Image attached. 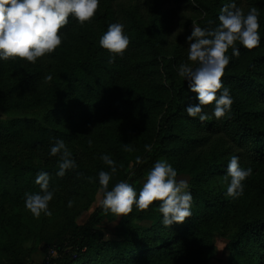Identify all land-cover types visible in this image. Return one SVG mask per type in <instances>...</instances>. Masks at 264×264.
I'll return each instance as SVG.
<instances>
[{
    "label": "rangeland",
    "instance_id": "374dc122",
    "mask_svg": "<svg viewBox=\"0 0 264 264\" xmlns=\"http://www.w3.org/2000/svg\"><path fill=\"white\" fill-rule=\"evenodd\" d=\"M171 2L173 6L163 7L160 15H157L161 27L153 39L128 48L122 56L115 55L112 62H109V58L113 54L106 49L101 52L108 70L103 76L110 84L108 83L107 88L103 83L97 85L98 89L104 88L106 95L103 96L104 101L96 103V109L91 112L86 111L83 100L86 98L90 104L94 100L99 101L95 94L82 88L76 89L73 95L68 87L62 89L60 84L67 68L76 65L84 55L90 36L100 46V22L95 17L83 24L76 20L74 26L61 30L64 33L61 45L54 52L37 58L35 63L19 57L0 60V264H54L59 258L51 250L55 244H61L65 253H72L82 230L102 206L103 191L98 173L100 170L110 171V166L101 160V155L108 154L116 162L117 171L112 174L108 185L110 190L119 181L128 182V177L137 167L136 158H142L150 151L163 111L150 104L131 113L113 114L109 111V106L114 94L132 96V92L129 93L132 86H136L144 94H157L156 88L160 84L163 83L167 88L172 81L179 83L185 80L178 74V66L173 68L176 73L170 77L168 71L163 69L162 55L167 60H173L181 53L180 64L196 66V62L188 59L189 42L186 38L191 34L193 25L203 28L207 8L214 2ZM230 2L231 0H220L218 12ZM252 3L253 0L245 1L241 9L247 13ZM204 5L207 8H203ZM146 7L141 6L139 13L154 17ZM175 8L177 29L168 27L167 20L164 19L166 12ZM145 28L148 29V25ZM259 49L264 52V47L260 46ZM251 54L254 51L247 55L250 57ZM117 59L124 64L125 70L115 69L118 66L115 67L113 62ZM239 59V66L243 68L246 57ZM49 75L51 80L46 79ZM95 79L97 77L93 78ZM56 91V103L60 100L68 105L73 101L80 103L79 114L75 119L61 113L48 117L56 104L51 101L48 104L42 103L51 94H57ZM192 102L193 99H190L188 104H193ZM246 102L249 108L259 109L252 100ZM12 120L37 121L39 125L31 122L22 124L19 132L27 136L42 129H48L49 132L45 134L41 145L29 149L20 141L17 145L9 139L12 136L6 135ZM56 139L64 140L77 165L76 168L67 169L63 177L57 175L60 155L49 154ZM124 144H129L132 150L126 151ZM201 153L203 152L193 150L188 157L164 155L161 158L177 170V180L184 179L188 182L193 197L190 217L182 223L164 226L162 214L158 211L160 201H154L146 209L133 205L130 213L121 216L109 210L103 221L94 228L93 244L85 251L83 258L86 261L83 264H250V248L257 249L264 256V241L259 244L253 239L250 247L239 252L238 249H231L233 245L230 240L231 233L243 222L264 215V166H258V170L252 171V175L242 182V195L229 197L226 191L231 178H225L227 169H215L214 172L206 170L199 177H196L195 171L192 172ZM208 157L205 155L203 159L207 160ZM25 164L31 168L27 165L21 168ZM39 171L49 173V190L54 195L48 205L51 215L41 212L37 217L25 207L24 201L25 193L41 191L40 186L35 183ZM146 178L147 176L133 186L137 193ZM69 201H72L71 206ZM190 218H194V223L213 218L212 221H203V226L207 227L201 230L202 236L194 242L184 238L190 231L188 226L194 224ZM128 226L139 231L134 245L125 232ZM175 232L178 235L174 239ZM162 240H169L170 246L155 252L157 244ZM146 245L153 246L152 255H125L131 246ZM166 249L172 250V253L169 251L167 255H162Z\"/></svg>",
    "mask_w": 264,
    "mask_h": 264
},
{
    "label": "trees",
    "instance_id": "16d2710c",
    "mask_svg": "<svg viewBox=\"0 0 264 264\" xmlns=\"http://www.w3.org/2000/svg\"><path fill=\"white\" fill-rule=\"evenodd\" d=\"M172 0H100V5L96 11L95 18L100 22V34L101 36L107 30L109 24L114 22H120L125 25V32L130 37V44L128 48H133L140 43L148 42L154 38V34L158 32L161 27L159 18L157 15L163 11V7L170 6ZM214 3L211 7L207 8L204 5L203 8H207L206 17L204 21V27L215 28L219 23L217 8L220 5V0H212ZM245 1L248 0H235L238 7H243ZM146 5L154 17L150 18L149 15L142 16L139 13L141 6ZM252 7H257L259 10V32L262 40L259 46L247 49L241 44L235 45L240 49L238 56L232 55V48L227 51V55L231 57L229 64L224 69L222 76V82L225 87L230 89V93L233 97V103L228 112L219 119L212 116V109L214 102L209 105H204L203 110L207 112L211 119L201 122L198 118L190 117L185 107L188 105L190 99H193V104L198 103L195 94H192L188 88L187 80L182 82L172 81L166 88L162 83L160 87L156 88V93L144 94L140 92L139 88L132 86L129 93L132 92V96H125L114 94L111 98V104L109 111L113 114L116 113H131L139 110L147 105L154 104L157 108L163 111L160 118L157 134L154 143L150 151L145 154L141 161L137 164L132 174L128 177V182L133 186L143 180L154 166V163L161 160L164 155H173L174 157H184L193 151L198 150L203 153L199 156V162L197 166L193 167L192 172L195 171L196 177H199L204 171L213 170L223 171L227 169V164L233 155L240 157V165L252 170H258V166H264V52L260 51V46L264 47V0H253ZM176 11L177 9L168 10L165 14V20H167L168 27L177 29L176 25ZM145 18V19H144ZM149 18V19H147ZM76 19L69 17V22L61 30H67L72 25L74 26ZM148 25V29L145 27ZM165 25V26H166ZM176 25V26H175ZM127 48V49H128ZM126 49V50H127ZM104 50L101 46H97L93 40L88 38V47L84 52V55L78 60V63L73 67L67 68L62 76L61 86L63 88H69L71 94L75 95L76 89L85 88L90 94H95L96 99L99 101H93L90 104L86 98L83 100V105L86 107L87 112H91L96 109V103L104 101V88L98 89L97 85L103 83L107 88L108 83L104 78V74L108 72L106 69L105 58L101 55ZM254 51L250 57L248 52ZM259 51V52H257ZM181 53L173 59L167 60L165 55H162L163 69L168 71L170 77L175 75L174 67L179 66L182 57ZM240 57H246L244 67L239 66ZM115 67L118 66V71L125 70L123 63L119 60H115ZM138 68L141 65H136ZM172 69V70H171ZM94 77L97 79L93 80ZM98 81V82H97ZM95 82H97L95 84ZM108 90V89H107ZM171 91V92H170ZM57 94H51L49 98L44 99L42 105L55 103L56 105L49 112L48 117H53L52 114H64V116L71 115L73 119L79 114V102L73 101L72 104H67L61 100L56 103ZM219 93V90H218ZM171 94V95H170ZM158 96V97H157ZM53 98V99H52ZM252 100L257 104L259 109L249 108L246 101ZM261 106L263 107L261 109ZM31 122L34 125L37 124L36 120H12L6 130V135L12 136L9 138L18 145V142L23 146L25 145L29 149L36 148L41 145L45 140V134L49 132L48 129H42L36 134L27 136L21 134L19 129L22 124ZM39 128V127H38ZM14 130V131H11ZM209 156L207 160L203 159V156ZM203 159V160H202ZM224 159L223 161H220ZM214 163H218L215 165ZM25 165H22L23 168ZM27 167L31 168L29 165ZM216 167V168H215ZM15 179V177H13ZM17 180V178H16ZM264 193V188L262 189ZM109 210H105L101 206L97 212V215L84 227L81 232V236L77 240L76 249L72 253H65L61 244H55L52 251L59 255V258L54 261V264H83L86 259L85 256L88 249L93 244V232L94 228L98 226ZM196 218V217H195ZM213 218H207L204 220H197L194 223V218H190V221L194 223L188 226L190 231L184 235L187 241H196L200 239L203 232L201 230L207 226H203L205 220L212 221ZM214 221V220H213ZM164 225V224H163ZM165 226V225H164ZM166 229L170 230L168 227ZM128 239L131 244L134 245L136 237L139 234L137 229H132L128 226L125 229ZM177 232L173 234V238H177ZM256 239L259 244L263 243L264 239V215L253 220L243 222L236 230L230 235L232 243V250L238 249L246 250L250 247L251 241ZM170 246L169 240H162L156 246L157 250H163ZM152 245L146 246H131L125 255H132L136 253V256L152 255ZM236 250V251H238ZM172 253V250H165L162 255ZM154 252V251H153ZM150 253V254H148ZM256 255V258H255ZM53 261V260H52ZM264 256H262L257 249L250 248V264H263Z\"/></svg>",
    "mask_w": 264,
    "mask_h": 264
},
{
    "label": "clouds",
    "instance_id": "9594fccd",
    "mask_svg": "<svg viewBox=\"0 0 264 264\" xmlns=\"http://www.w3.org/2000/svg\"><path fill=\"white\" fill-rule=\"evenodd\" d=\"M100 0H0V60L10 57L24 58L35 63L37 58L54 52L62 43L64 33L61 29L68 24L69 17L79 23L90 21L96 14ZM219 23L215 28L193 25L191 34L186 38L188 43V59L196 62L193 67L180 64L178 74L188 82V88L196 93V104L185 107L190 117L201 122L208 121L211 116L203 110L204 105L214 102L212 116L219 119L228 112L233 103L230 89L222 82L225 67L231 57L227 55L232 48V55L238 56L240 49L236 42L247 49L260 45L262 37L259 32V12L250 7L245 13L231 0L225 4L218 15ZM130 44V37L125 32V25L114 22L99 39V45L115 55L122 56ZM51 76L46 79L51 80ZM219 90V93H218ZM91 144V140L89 141ZM126 151H131L129 144H124ZM146 148L150 149L149 145ZM50 155H60L58 176L63 177L67 169L76 168L72 153L63 139H56L50 148ZM101 160L110 166V171L100 170L99 184L103 191L101 201L105 210L117 216L132 211L133 205L146 209L154 201H160L158 211L162 214V223L171 226L182 223L192 215V193L188 182L177 180V170L166 160H158L149 171L139 193L127 181H119L109 190L112 174L117 171L116 162L108 155L102 154ZM137 162L141 161L137 157ZM252 168L240 165V157L233 155L227 164L226 179L230 177L226 195L238 197L243 194V181L252 175ZM50 175L39 171L35 183L41 191L25 193V207L34 216L41 212L51 215L48 207L53 199V191L49 190ZM71 206L72 201L68 202Z\"/></svg>",
    "mask_w": 264,
    "mask_h": 264
}]
</instances>
